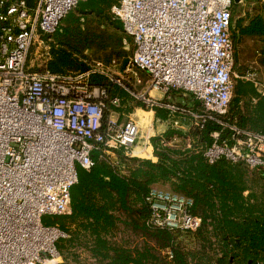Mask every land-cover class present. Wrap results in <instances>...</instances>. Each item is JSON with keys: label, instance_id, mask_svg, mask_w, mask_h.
Listing matches in <instances>:
<instances>
[{"label": "built area", "instance_id": "2783aa9c", "mask_svg": "<svg viewBox=\"0 0 264 264\" xmlns=\"http://www.w3.org/2000/svg\"><path fill=\"white\" fill-rule=\"evenodd\" d=\"M80 1L38 0L33 8L24 0L0 2L6 4L0 14V264L60 258L57 243L68 236L42 219L71 213L78 168L93 166L94 151L105 155L123 149L130 155L139 137L133 121L104 119L105 91L90 83L92 74L104 73L103 64L68 75L27 65L38 34L53 33ZM111 14L132 40L128 66L148 74L149 92L189 93L203 109L185 112L195 126L214 121L231 131L229 139L211 134L213 142L204 152L208 163L225 159L264 170V135L219 120L232 100L233 78L260 86L255 72L234 71L231 0H117ZM148 96L154 106L178 110ZM109 105L119 107V99ZM146 202L150 228L190 233L200 228L190 198L154 188ZM164 255L174 264L171 248Z\"/></svg>", "mask_w": 264, "mask_h": 264}, {"label": "trees", "instance_id": "16d2710c", "mask_svg": "<svg viewBox=\"0 0 264 264\" xmlns=\"http://www.w3.org/2000/svg\"><path fill=\"white\" fill-rule=\"evenodd\" d=\"M24 1L30 8L38 3V0ZM116 1H80L60 20L53 33H39L49 46V59L38 71L55 75L85 72L91 66L86 52L92 50L113 48L119 57L128 54L121 49L129 37L111 14ZM5 9L6 4L0 3V14ZM103 27L105 30L99 29ZM107 32L112 37L109 44ZM239 32L264 38V19L254 17L240 26ZM114 60L105 64L113 65ZM90 83L104 89L109 111L113 107L109 101L116 98L111 94L113 85L99 73L90 76ZM121 94L126 95L123 91ZM234 94L240 102L244 100V108L238 103L229 105V111L219 120L264 135V96L256 92L253 84L241 80L236 81ZM154 112L161 121L169 120L171 113L165 109ZM106 115L107 111L104 119ZM214 132H219L221 139H229L231 135L229 129L214 121H207L202 127L192 125L187 133L168 127L163 134L150 138L155 162L130 157L123 149L111 151L109 156L94 151L93 166L89 170L78 168L77 183L70 190L71 213L57 217L54 225L45 224L68 232V238L60 240L57 247L68 251L80 245L75 232L67 230L81 223L93 229L112 264H170L163 253L168 247L172 249L174 264H189L192 246L181 241L182 237L194 241L202 264L264 262V170L251 172L244 163L225 159L209 164L204 152L212 144ZM257 171L259 177L252 178ZM156 187L168 188V192L193 201L191 212L201 220L196 232L147 226L150 207L146 197ZM118 235V243H114L112 239ZM127 235L129 238L124 239ZM61 264L70 263L65 257Z\"/></svg>", "mask_w": 264, "mask_h": 264}, {"label": "rangeland", "instance_id": "374dc122", "mask_svg": "<svg viewBox=\"0 0 264 264\" xmlns=\"http://www.w3.org/2000/svg\"><path fill=\"white\" fill-rule=\"evenodd\" d=\"M231 16L230 31L234 45V71L237 74L255 72L258 84L264 85V38L259 36H243L239 32V27L247 25L254 17H261L264 19V0H231ZM99 29L105 30L104 27ZM107 34L106 40L109 44L110 41H112L110 39L112 37L109 32H107ZM40 41L42 40L40 34H38V37L34 41L28 53L27 65L33 70H41L44 63H46L49 59V46L44 41H42V43H40ZM121 50L128 54L119 57V52L111 48L105 51H88L86 52V57L89 59L87 62L91 63V65H95L96 62H101L104 66H106L103 71V75L109 83L113 85L111 86V94L113 97L120 99L119 107H111L109 111H107L106 117L108 118V115H110L111 119L117 120L120 124L129 119L136 121L139 126V137H142L141 139L138 137L137 141L140 142L138 146L143 147L141 143L146 141V137L153 134L156 135L157 132H161L163 130L166 131L168 122L170 123L178 121L181 118H185L187 116L185 113L186 111L195 108L194 111L198 110L199 114L202 113L203 109L201 105L198 102H195L196 100L192 95L182 90H172L168 94H163L158 91L149 92L148 87L150 77L148 74L138 70L137 68L128 66L129 61L133 56V43L131 39H127V43L122 46ZM110 55L111 57L106 60L105 58ZM111 59H115L113 65L108 66L109 64H105L109 63ZM233 81L235 87L236 81L239 80L233 78ZM258 88H260V86H257L255 89ZM121 91L126 93L127 96L122 95ZM148 95L156 100L159 99L158 101H160L161 104L174 106L178 110L173 111L171 109H166L165 107L154 106L146 101L149 97ZM231 103V107L232 105H235V103H238L243 108L245 105L244 100L240 102V98L234 94V91ZM247 103H249V100ZM137 104L141 106L138 107L136 106ZM154 109H165L170 111V121L163 123L161 120L156 121ZM229 109L230 106L228 107V111ZM236 111L238 110L236 109ZM179 125L180 124L178 123L177 126ZM106 155L109 156V153ZM135 158L149 160L145 157ZM249 170L251 172L253 170L255 171V169ZM259 171L255 172L252 178L259 177ZM155 189L167 192L169 191L168 188L156 187ZM57 221V217H44L42 219V223L44 224L54 225ZM82 225L83 224L80 225L79 223H76L70 226V230H67L75 232L81 241L80 245L71 247L68 251H66V249L61 250V248L59 249L57 247L60 258L52 264L64 263L65 257L68 259L70 264H112L106 257L103 247L97 242L93 229L88 225ZM126 238H129V235L124 237V239ZM118 239L119 235L114 237L112 240L114 243H118ZM181 241L184 243L189 242L192 246L189 248L191 249L189 255L190 261L188 260L189 264H202L197 258V250H195L193 246L194 241L188 238L184 239V237L181 238Z\"/></svg>", "mask_w": 264, "mask_h": 264}, {"label": "crops", "instance_id": "0c3cea01", "mask_svg": "<svg viewBox=\"0 0 264 264\" xmlns=\"http://www.w3.org/2000/svg\"><path fill=\"white\" fill-rule=\"evenodd\" d=\"M256 92L262 96H264V85H260V88L256 89ZM159 100V99H158ZM197 102V101H195ZM195 109V108H194ZM189 110L188 112H194V113H199L198 110ZM155 116V115H154ZM190 116H186L185 118H181L180 120H178L177 122L180 124L179 126H174V122H168L170 120L167 121H162L163 122H168L167 128L171 127L173 129L179 130L183 133H187L188 129L190 128V126L194 125V120L190 117ZM156 119V118H155ZM131 120V119H129ZM158 119H156L157 121ZM133 121V120H131ZM134 123H136L138 125V123L136 121H133ZM139 127V126H138ZM165 132V130L161 131V132H157L156 135H150L149 137H146V141H144L143 143H141L143 145V147L138 146V144H140V142H136V145L132 148L131 153L129 156L131 157H145L149 160H151L152 162H155L156 159L153 156V148L150 144V138L154 137V136H158L161 135ZM142 137L140 136L139 139H141ZM189 142V141H188ZM81 225V223H79Z\"/></svg>", "mask_w": 264, "mask_h": 264}, {"label": "bare ground", "instance_id": "6f19581e", "mask_svg": "<svg viewBox=\"0 0 264 264\" xmlns=\"http://www.w3.org/2000/svg\"><path fill=\"white\" fill-rule=\"evenodd\" d=\"M53 262H47L46 264H52Z\"/></svg>", "mask_w": 264, "mask_h": 264}, {"label": "water", "instance_id": "95a60500", "mask_svg": "<svg viewBox=\"0 0 264 264\" xmlns=\"http://www.w3.org/2000/svg\"><path fill=\"white\" fill-rule=\"evenodd\" d=\"M235 1V0H234ZM45 258H47L46 256H44Z\"/></svg>", "mask_w": 264, "mask_h": 264}]
</instances>
